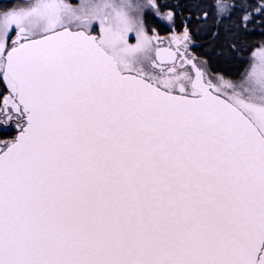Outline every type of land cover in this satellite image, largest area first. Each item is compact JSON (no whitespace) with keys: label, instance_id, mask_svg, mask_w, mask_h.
<instances>
[{"label":"snow or ice","instance_id":"1","mask_svg":"<svg viewBox=\"0 0 264 264\" xmlns=\"http://www.w3.org/2000/svg\"><path fill=\"white\" fill-rule=\"evenodd\" d=\"M0 264H264V0L0 2Z\"/></svg>","mask_w":264,"mask_h":264},{"label":"trees","instance_id":"2","mask_svg":"<svg viewBox=\"0 0 264 264\" xmlns=\"http://www.w3.org/2000/svg\"><path fill=\"white\" fill-rule=\"evenodd\" d=\"M0 2H11V0H0ZM168 2H169V0H168ZM254 39L259 40V39H261V37L257 35L256 37H254Z\"/></svg>","mask_w":264,"mask_h":264},{"label":"flooded vegetation","instance_id":"3","mask_svg":"<svg viewBox=\"0 0 264 264\" xmlns=\"http://www.w3.org/2000/svg\"><path fill=\"white\" fill-rule=\"evenodd\" d=\"M169 2H172V0H169Z\"/></svg>","mask_w":264,"mask_h":264}]
</instances>
